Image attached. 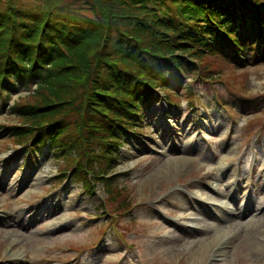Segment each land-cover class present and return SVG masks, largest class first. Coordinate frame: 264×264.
<instances>
[{"label":"rangeland","instance_id":"rangeland-1","mask_svg":"<svg viewBox=\"0 0 264 264\" xmlns=\"http://www.w3.org/2000/svg\"><path fill=\"white\" fill-rule=\"evenodd\" d=\"M17 3L24 8L31 0ZM248 55L247 64L196 60L198 67L211 63L218 70L203 81H196L199 75L188 62L181 86L169 84L172 97L142 107L134 123L140 128L124 134L113 160L100 149L95 160L87 157L93 144L84 146L82 160L76 154L68 163L47 148L16 147L3 137V128L23 123L8 113V105L26 94L0 98V177L13 180L6 187L0 180V264H198L192 259L201 255V246L226 231L231 233L221 241L222 252L201 264H264V231L254 236L260 255L249 246V232L262 226L264 212L236 216V208L249 200L264 207V62ZM189 87L194 95L186 100ZM175 99L177 106L168 104ZM75 117L72 111L67 120L81 135ZM184 160L189 163L183 169L172 167ZM91 166H102L105 178H114L111 188L130 202L123 212L105 202L109 189L104 180L91 178ZM79 172L86 186L77 180ZM28 175L30 186L18 191ZM250 178L260 186L247 188ZM227 183L238 194L220 196ZM37 207L47 210L42 218L52 216H30Z\"/></svg>","mask_w":264,"mask_h":264},{"label":"trees","instance_id":"trees-1","mask_svg":"<svg viewBox=\"0 0 264 264\" xmlns=\"http://www.w3.org/2000/svg\"><path fill=\"white\" fill-rule=\"evenodd\" d=\"M246 52L264 62L258 0H31L24 8L0 0V98L26 94L8 105L23 123L3 128V137L17 147L47 148L63 162L76 154L82 160L89 144L87 157L95 160L100 149L113 160L142 106L172 97L169 84L181 86L189 63L203 81L218 70L196 60L246 64ZM186 93L193 98L191 87ZM72 111L81 135L67 120ZM73 164L72 174L80 162ZM88 171L104 180L111 208L129 207L102 166Z\"/></svg>","mask_w":264,"mask_h":264},{"label":"bare ground","instance_id":"bare-ground-1","mask_svg":"<svg viewBox=\"0 0 264 264\" xmlns=\"http://www.w3.org/2000/svg\"><path fill=\"white\" fill-rule=\"evenodd\" d=\"M256 50H261V49L258 47V48H256ZM151 116H152V114H151ZM173 118H174V120H176V123L179 124L177 122L178 117L174 116ZM189 122H190V120L188 119V120H184L181 124L184 125V124L189 123ZM163 136L167 139L170 137V133L166 132L165 134H163ZM183 154H187V151H184ZM188 163H189V160H184L183 162H180L178 164H174L172 167L183 169ZM9 167H10V165H6V168H9ZM221 167L223 170H225L223 168V166H221ZM167 170L176 173V170L173 171V169L170 167H167ZM225 171H227V170H225ZM12 172L14 173L15 170H13ZM9 178H10V175L8 176L6 174L3 175L2 177H0V180H3V183L1 184L2 187H6V182ZM8 181H9V183L13 182V180H8ZM217 181L219 182V180H217ZM31 182H32V177L30 175H28L26 177L25 185L19 187L18 191H21L24 188V186H30ZM251 185L252 186L256 185V182L252 181ZM11 186H13V184H11ZM211 190H213V189H211ZM225 190H226L228 195L229 194L233 195L234 190H232V185L227 183L225 186ZM219 193L222 194V191H220ZM220 208L225 209V206H220ZM241 209H242V211H245L247 214H253L255 212V208L252 207V201L246 202L242 206ZM259 210H262V208L257 209V211H259ZM33 211H35V212L28 211V213H30V216H33V217L40 216L42 221L47 219V218H50L52 216L51 213L49 212L46 214V217L42 218V215L45 214L47 210L41 209L39 207H37V210L33 209ZM239 214H237V216ZM30 216L28 217V219H29L28 223H30L32 221ZM260 224L262 225L261 227H259V226H257L256 228L252 227V230L254 231L253 234L251 232H249V246L255 255H260V253H261L260 249L255 245L256 243L254 241V236H257L260 233H262V231H264V223H260ZM230 233H231L230 231H226L222 234L216 235L213 238H211L208 242L203 244L201 246V248L199 249V254H201V255L197 256L196 258H193L192 260L197 261L198 264H201L202 261H204V260L206 261V259H208V258L212 261L218 254H220L222 252L221 251V241L223 239H225L227 236H229ZM10 256L17 257V256H19V254H12Z\"/></svg>","mask_w":264,"mask_h":264}]
</instances>
